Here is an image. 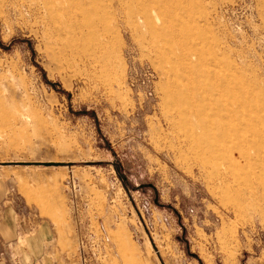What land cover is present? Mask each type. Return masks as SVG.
<instances>
[{
	"label": "rangeland",
	"instance_id": "obj_1",
	"mask_svg": "<svg viewBox=\"0 0 264 264\" xmlns=\"http://www.w3.org/2000/svg\"><path fill=\"white\" fill-rule=\"evenodd\" d=\"M153 1L0 0V264H264V0H158L176 87Z\"/></svg>",
	"mask_w": 264,
	"mask_h": 264
},
{
	"label": "bare ground",
	"instance_id": "obj_2",
	"mask_svg": "<svg viewBox=\"0 0 264 264\" xmlns=\"http://www.w3.org/2000/svg\"><path fill=\"white\" fill-rule=\"evenodd\" d=\"M91 1L93 2L94 0H91ZM114 1L115 0H110V2H111L110 7L112 8V11L116 12ZM126 1L130 2V4H131V3L136 2V1L145 2L148 0H126ZM149 1H153V0H149ZM121 4H122V2H121ZM105 6L106 5H104V7ZM73 7H75V6L73 5ZM91 9H94L96 12H98L100 9H102V7H101V5L98 4V6L97 5L92 6ZM126 9H128L127 10L128 14H125V15L130 16L132 19L135 17H137L141 20L143 19L150 26V28L152 30L151 33H153V36H154V42H155L154 48H156V50L158 51L159 56L162 58L163 62H165L166 64L169 65V68H170V74L169 75L175 76V78L173 80L175 87H176V85H179L178 79H179V72L180 71L190 70L191 73L193 71H195L197 74H200L199 69L195 70L194 69L195 67L192 66V64H193V61L191 58L192 55L193 54H195V56L198 55L197 56L198 59H200V57H199L200 55L197 52H195L194 47L192 45H190V38L191 37L189 35V26H187L188 22L187 21L183 22V20H181L179 23V21H177V18L174 19V16L172 15L175 13L174 7H172L171 5H169L167 3L162 4V3L158 2V0H154L153 4H150L149 6H145V7L143 6L141 8L135 9L133 6L130 5V7H128V8L126 7ZM89 11H90V9L88 10V12ZM155 11H157V13H158L157 15H159L158 17L160 18V20L162 22V25L160 27L157 26L153 20V18H154L153 15H154ZM96 12H94V13H96ZM81 13L84 14L85 10H81ZM113 14L117 15L116 13H113ZM179 27H181V28H179ZM82 29L84 31H88V35L96 32L95 33L96 39H97V41L99 40L100 42L103 39V37L107 34V31H108V27H107L105 21L104 22L102 21L96 25H92L90 22L84 21L82 24ZM153 36H151L152 39H153ZM193 57H194V55H193ZM209 78H211V75ZM217 79L218 78H216L215 80H217ZM182 86H183V88H180L178 86L179 88L176 92V94H177L176 97L179 98L181 100V102L184 103V105L186 106L185 110L189 111L190 114H192L194 107L197 104L196 95H191L192 93L189 91V89H191V88L189 86L187 87V85H185V84ZM206 96H214V95H206ZM219 97H221L223 100L225 99V95H219ZM225 109L230 110L228 108H225ZM179 111H180V113H182L181 110H179ZM219 112H220V110H219ZM219 112H217L218 114H215V116L212 119L210 118V120H208L207 124L205 122L200 123V127L202 128L203 132L204 131L212 132V131H214V129H217V127H214V124L216 122V120H214V119L217 118V116L219 115ZM234 116L238 120L241 119V117H242L240 111L238 113H234L233 116L231 114V117H234ZM222 126H223V128H222L223 130H227L225 127L226 125H222Z\"/></svg>",
	"mask_w": 264,
	"mask_h": 264
}]
</instances>
